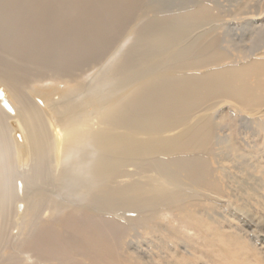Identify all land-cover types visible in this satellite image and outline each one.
I'll use <instances>...</instances> for the list:
<instances>
[{
	"label": "bare ground",
	"instance_id": "6f19581e",
	"mask_svg": "<svg viewBox=\"0 0 264 264\" xmlns=\"http://www.w3.org/2000/svg\"><path fill=\"white\" fill-rule=\"evenodd\" d=\"M172 1L0 0V264H261L264 0Z\"/></svg>",
	"mask_w": 264,
	"mask_h": 264
},
{
	"label": "rangeland",
	"instance_id": "374dc122",
	"mask_svg": "<svg viewBox=\"0 0 264 264\" xmlns=\"http://www.w3.org/2000/svg\"><path fill=\"white\" fill-rule=\"evenodd\" d=\"M241 1V0H240ZM180 2V0H175V1H172V3H179ZM233 2H234V5H238L237 4V0H232L231 1V4L233 5ZM234 5L233 6H231L230 8V11H232L233 10V8H235L234 7ZM174 7V6H173ZM245 16V15H244ZM243 17V16H242ZM232 18H234V20L236 19L235 17H232ZM245 22H246V19L244 18V21H243V19H237V20H235V22L234 23H232V24H230V27H229V29H227L226 28V31H228L229 32V34H232L233 33V35H234V38L236 39V40H241L242 41V43H243V45H251L250 43H251V41H250V39L252 38V37H256L255 35H253L252 36V34H254V32L255 33H257V29L256 28H253V29H251L250 28V30H248V29H246L245 28ZM237 25V26H236ZM233 28V29H232ZM234 29H236V30H234ZM242 32H241V31ZM245 30V31H244ZM252 31H253V33H252ZM250 34V35H249ZM247 41V42H246ZM251 122V124H249V128H247L248 130L245 132V133H241V136H243V135H245L247 132H250L251 134H250V137H248V138H250V140L251 139H254L253 137V135H254V133H255V131L254 130H256V133H258L259 131H258V129L257 128H255L254 126H255V124H254V122L252 123V121H250ZM260 133V132H259ZM253 136V137H252ZM248 141H250L249 139H247ZM255 140V139H254ZM261 148V147H260ZM262 152H260V153H258L259 154V158L261 159V160H263L264 158H263V156H264V154L262 153ZM258 154H257V156H258ZM262 156V158H261V156ZM258 158V159H259ZM255 162H254V160H251V164H249V165H253ZM249 165H247L246 167H247V169H245V170H251L250 168H249ZM243 166V168L245 167V165H242ZM236 172H238V171H235V170H232V171H229L228 172V174H229V176H231V175H233L234 177H235V182H234V184H230V183H228L229 184V189L228 188H226V192H225V194H234L233 195V197H235V198H238L239 200L238 201H241V202H243V198H244V196H245V198H247L248 197V200H244V203L245 202H249L250 203V207L252 208V207H258V209H259V206L261 207V203L262 202H264V180L261 178V177H258V180H259V182L257 181V178L256 177H254V179H256V181L258 182V184L257 185H254V184H249V185H247V187H248V192L249 193H251V195L249 196V194L248 195H246V193L243 191H241L238 187H240V186H242L244 183H243V180L245 179V177H243L244 179H242L241 178V175H240V173L238 174V173H236ZM240 180V181H239ZM237 182V183H236ZM240 182V183H239ZM238 184V185H237ZM253 186V187H252ZM249 187H251V188H254V189H251V192H250V190H249ZM256 188V189H255ZM244 195V196H243ZM251 197V198H250ZM262 199V200H261ZM228 202V199L227 198H225V201H224V199L223 200H219L217 203L219 204V207L216 209L217 211H219V212H221L223 215L225 214V217H223V218H225L229 223H234L235 225H237L238 227H239V229L242 227L243 229H247V230H249V233L248 234H246V237H249V235H250V239H252V241H254V245L256 246L255 248H256V252H257V254H259L258 256L259 257H261L260 259H259V261H261L260 263L261 264H264V219H259V217L257 218V216L256 215H250L249 213H247V214H245V210L244 209H239L237 206H235L234 205V207H232L233 206V204H231V203H227ZM256 202V203H255ZM256 204H259L258 206L256 205ZM253 209V208H252ZM257 209V210H258ZM254 210V209H253ZM262 210V212H264V209H261ZM250 211H252V210H250ZM249 210H248V212H250ZM236 214V215H235ZM245 214V215H244ZM244 215V216H243ZM246 216V217H245ZM230 217V218H229ZM253 217V218H252ZM232 219V220H231ZM237 219V220H236ZM255 220H256V222H255ZM233 221V222H232ZM263 221V222H262ZM255 225H257V228H259L260 230H262V231H256L255 230ZM254 226V227H253ZM262 226H263V228H262ZM253 227V228H252ZM253 230H254V232H253ZM261 237V238H260ZM262 241V242H261ZM261 242V243H260ZM261 244V245H260ZM263 246V247H262ZM261 247V248H260ZM263 250V251H262ZM259 252V253H258ZM202 261H200L201 263H203V264H206V262L208 263V260H206V258L205 259H201ZM205 261V262H204ZM263 261V262H262ZM256 260L254 261L253 260V262H252V264H258V262H256Z\"/></svg>",
	"mask_w": 264,
	"mask_h": 264
}]
</instances>
